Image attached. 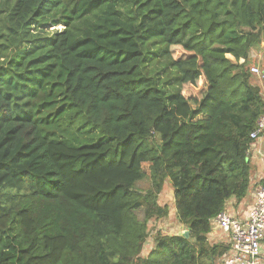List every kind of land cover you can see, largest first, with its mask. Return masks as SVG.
I'll list each match as a JSON object with an SVG mask.
<instances>
[{"label":"trees","instance_id":"trees-1","mask_svg":"<svg viewBox=\"0 0 264 264\" xmlns=\"http://www.w3.org/2000/svg\"><path fill=\"white\" fill-rule=\"evenodd\" d=\"M60 9L65 29L35 39ZM0 16V264H132L166 181L190 237L156 235L143 264L224 257L208 239L250 186L264 0H3Z\"/></svg>","mask_w":264,"mask_h":264},{"label":"rangeland","instance_id":"rangeland-1","mask_svg":"<svg viewBox=\"0 0 264 264\" xmlns=\"http://www.w3.org/2000/svg\"><path fill=\"white\" fill-rule=\"evenodd\" d=\"M2 1L3 0H0V4L2 3ZM1 17L2 16H0V19ZM68 17H69V13H67L63 9H60L59 11L38 20V22L32 27L31 34L35 37V39L52 38L57 33L62 32L65 29ZM0 44H1V39H0ZM22 47L27 49L29 47V44H25ZM227 58L233 59V57H231L230 55H227ZM253 67H259L261 74L253 75L251 72V68ZM247 69L250 74L251 83L254 86L256 85L261 87L260 88L261 92L264 95V44H262L260 50H253L251 52V60L249 62V65L247 66ZM144 171L146 172V178L143 181L139 182L136 185V188L139 192L144 193V195H148L151 189L150 180L148 176L149 164H144ZM151 198L152 200H155L158 204H160L161 207H166L168 210V214L165 217L153 218L152 220L149 221L148 231H147L149 237L144 245L141 255H139L140 257L135 259L132 264H143V261L150 254L148 252L152 251L155 247L154 238H156V235L157 236L184 235L185 237L186 234L185 232L188 231L186 230L187 228L184 225H182L179 221L177 211L175 208L174 191L169 181H166L161 192L154 191ZM230 203H231L230 201H227L226 203L227 208L234 210ZM149 207L151 208L150 202L145 200L142 210L138 212L139 218L143 219L145 217V214L147 213ZM234 207L236 206L234 205ZM211 233L213 236L211 241L208 240L209 245L229 246L228 236L225 233H223L220 229H215L212 226ZM217 234H219L220 239L218 238ZM189 237H190V232L187 238ZM191 243L193 247H198L195 241L192 240ZM223 258L224 257L216 259V262L214 264H222Z\"/></svg>","mask_w":264,"mask_h":264},{"label":"built area","instance_id":"built-area-1","mask_svg":"<svg viewBox=\"0 0 264 264\" xmlns=\"http://www.w3.org/2000/svg\"><path fill=\"white\" fill-rule=\"evenodd\" d=\"M253 75H260L259 67L251 68ZM264 137V109L256 122L251 139ZM213 227L228 236L229 246L222 264H264V185H257L254 206L246 217L231 215L227 210L213 220Z\"/></svg>","mask_w":264,"mask_h":264},{"label":"crops","instance_id":"crops-1","mask_svg":"<svg viewBox=\"0 0 264 264\" xmlns=\"http://www.w3.org/2000/svg\"><path fill=\"white\" fill-rule=\"evenodd\" d=\"M249 161L251 165V181L246 197L237 203L235 202L236 200L234 198L229 200L234 210L228 209L226 206V210L228 209L227 211L230 214L240 218L246 217L253 208L256 186L259 184L264 185V137L252 143L249 150ZM234 205L236 207H234ZM212 236V233H210L208 239L209 241L212 240ZM217 236L220 239L219 234H217Z\"/></svg>","mask_w":264,"mask_h":264},{"label":"water","instance_id":"water-1","mask_svg":"<svg viewBox=\"0 0 264 264\" xmlns=\"http://www.w3.org/2000/svg\"><path fill=\"white\" fill-rule=\"evenodd\" d=\"M186 234H185V237L187 238L188 237V235H189V232L187 231V232H185Z\"/></svg>","mask_w":264,"mask_h":264}]
</instances>
